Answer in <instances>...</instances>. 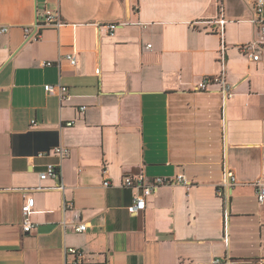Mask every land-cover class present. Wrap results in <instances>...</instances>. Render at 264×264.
I'll list each match as a JSON object with an SVG mask.
<instances>
[{
  "label": "crops",
  "instance_id": "0c3cea01",
  "mask_svg": "<svg viewBox=\"0 0 264 264\" xmlns=\"http://www.w3.org/2000/svg\"><path fill=\"white\" fill-rule=\"evenodd\" d=\"M255 1L0 0V264H71V247L76 264H264ZM47 8L63 24L27 36ZM214 77L230 99L222 82L197 88ZM51 163L61 176L42 179ZM129 174L191 184L162 185L132 212Z\"/></svg>",
  "mask_w": 264,
  "mask_h": 264
},
{
  "label": "built area",
  "instance_id": "2783aa9c",
  "mask_svg": "<svg viewBox=\"0 0 264 264\" xmlns=\"http://www.w3.org/2000/svg\"><path fill=\"white\" fill-rule=\"evenodd\" d=\"M254 10H255V17L252 19L254 23H256L259 26L260 31L264 34V0H256L254 4ZM63 24L61 20L60 13L58 11H54L51 8H47L43 16L41 18V21L36 23V30L34 33H32L30 27L26 28V35L30 37H34L35 39L39 36H37V33L39 29L41 28V25L44 27L47 26H61ZM118 24L113 23L110 25V30L112 31L115 29V27ZM7 27H2V31H7ZM113 33V32H112ZM151 46V45H149ZM243 49L249 51L252 46L250 44H246L242 46ZM253 59L257 60L259 58L258 55L253 54ZM66 58L70 61L72 65L78 64V59L75 55V53H70L66 55ZM47 65H51L52 62L48 61L45 63ZM97 72H100V68L97 69ZM222 82V91L224 93L225 101L230 99L234 92L232 90V85L230 83H227L222 77H214V78H205L204 80H201L198 82L197 88L205 90L208 88L209 84L212 82ZM47 91L55 92V86L53 85H46L45 86ZM65 87H59L61 97L63 98V92L65 91ZM82 109H85V107H82ZM35 124V120L32 121ZM68 125H72L73 121H69L67 123ZM55 152L58 154L61 158H64L68 156L70 150L65 146H56ZM49 176L54 177H60L61 176V170L59 165L56 164H49L45 171L41 173V178L45 179ZM229 176L234 179L233 173H229ZM104 184L106 186H110L112 183L109 179H106L104 181ZM123 186L126 187H137L140 189V194H137L135 196V203L130 207L132 212H137L139 210H142L146 207V198L152 194H154L158 188L162 185H172V184H183V185H190L191 182L186 179V177L183 174H179L174 177H155L151 179L150 181L146 180V177L144 174H129L126 175L122 181ZM63 188V185H60ZM257 195L259 202L261 204H264V183H258L257 184ZM35 204V199L32 195H27L25 202L23 204V214H24V230L26 232L31 231L34 229V224L29 219L30 212L32 211ZM78 231H84L87 228V225L85 223H82L75 227ZM68 254L75 255V262L71 264H76L77 262H80L82 254L80 251L74 247H71L68 249ZM222 259L217 258L214 260V263H221Z\"/></svg>",
  "mask_w": 264,
  "mask_h": 264
}]
</instances>
